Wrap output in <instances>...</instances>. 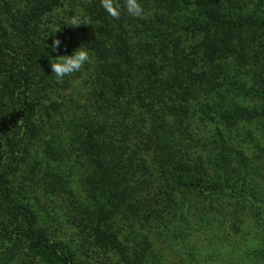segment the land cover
<instances>
[{
  "label": "trees",
  "instance_id": "16d2710c",
  "mask_svg": "<svg viewBox=\"0 0 264 264\" xmlns=\"http://www.w3.org/2000/svg\"><path fill=\"white\" fill-rule=\"evenodd\" d=\"M239 1L139 0L145 9L144 18H134L122 11L119 19H113L101 7V0H0V150L7 149L6 155L1 157L0 153V239L22 251L19 245L24 246L34 264H93L88 246L83 261L77 263L55 239L49 205H39L40 199L49 200L48 188L39 182L26 185L18 182L19 161L28 145L35 142L31 137L57 124L62 112L64 117L79 118L81 125L78 135L71 133L74 138L71 144H77L84 155L94 158L85 172L86 185L104 190L105 196L97 199L93 242L106 261L112 257L113 264H139L138 256L145 253L137 252L140 236L148 241L145 250L151 244L167 249L163 232L157 227L141 231L139 224L131 221L130 232L126 230V237L122 236L123 244L101 228L100 223H112L120 211L130 206L129 197L120 188L124 183L113 177L110 168L112 159L121 161L127 151L116 140H105L106 135L119 134L121 138L128 131L134 134L133 139H141V135L152 134L144 149L149 148L155 157L163 158L169 167L170 180L177 188L194 186L193 191L215 196L237 209L248 203L253 209L260 198L251 190L262 179L260 174H255H264V106L261 104L264 75L257 73L264 66V0H241L242 4L238 5ZM117 3L123 7L124 0ZM168 13L177 15L171 23L163 19ZM71 17L87 20L88 25L93 24L101 33L89 52L91 62L101 71L108 64L113 77L127 78L131 83L128 87L119 85L109 93L118 102L117 109L111 108L112 113L108 112L112 97L107 94L108 84L105 86L104 79L103 82L95 79L91 86L79 73L58 80L51 70L50 61L67 53L76 38L73 35L78 33L69 26L71 22L67 20ZM88 38L89 35L85 40ZM53 39L60 40L55 52L51 48ZM82 45L87 49L84 42ZM137 56L147 61L130 71L131 80L125 72ZM167 64H173L175 71L187 76L189 81L183 83L180 77L173 81L177 73L168 76ZM253 75L255 78L247 80L250 87L245 86L242 81ZM73 81L79 83L75 99L71 94L60 101L52 97L60 89L72 92ZM81 89L90 92H79ZM39 94L43 99H37ZM158 94L180 99L169 111L167 105L161 107L162 115L164 111L171 114L165 115L164 124L147 126L132 118L130 111L136 109L137 102V108H143ZM61 135L67 138L65 131ZM188 139L200 149L217 142L216 151L229 154L232 166L223 161H210L205 168L203 162L192 165L193 160L189 161L185 150ZM240 141L244 146L239 149L233 142ZM181 144L185 160L172 159L176 150L171 151L170 147ZM54 154L62 172V156L60 159ZM51 166L50 177L59 176L53 174L55 166ZM82 166L87 165L83 162ZM96 170L100 178L93 177L91 172ZM193 172L198 173L194 184L187 180ZM49 182L50 178L46 181L50 186ZM50 212L56 215L54 209ZM259 213L252 215L258 223L254 235L260 226ZM231 216L234 219L236 214ZM119 218L122 221L117 223L125 224L126 219ZM258 233L264 239V231ZM149 237L154 241L150 242ZM257 256L258 260H264V251H258Z\"/></svg>",
  "mask_w": 264,
  "mask_h": 264
},
{
  "label": "rangeland",
  "instance_id": "374dc122",
  "mask_svg": "<svg viewBox=\"0 0 264 264\" xmlns=\"http://www.w3.org/2000/svg\"><path fill=\"white\" fill-rule=\"evenodd\" d=\"M237 3L241 5L242 1L240 0ZM173 13L164 15L163 19H166L168 23L173 22L177 16ZM67 21L71 22L69 19ZM70 27L77 30L78 33L73 35L76 38L73 40L72 48L61 56L72 55L76 49L82 46V42L86 44L88 51L92 50L95 39L101 34L97 28L93 24ZM88 35L89 38L85 40ZM146 61L147 58L144 59L141 56L132 58L133 65L125 72L129 73L131 80L133 77L130 71L134 70L135 66L145 64ZM104 65V70L101 71L100 68L90 62L87 64L88 69H85L84 66L78 73L81 79H86V82L91 86L94 85L95 79L100 78L102 82L104 79L105 86L108 84V87H106L107 94L111 97L112 95L109 93L117 86H131L129 79L121 80L113 77L107 69L108 64ZM166 69L168 76H174L177 73L173 64H167ZM259 72L264 75V66L257 70V73ZM179 77L183 83L189 81L188 77L180 72L173 77V81H176ZM252 78H255L254 75L242 82H245V86L250 87V81L247 80H252ZM102 82L98 86L99 88L102 86ZM70 87L73 90L72 92L60 89L52 97L60 101L68 99L71 94L72 98L75 99L78 95V81H73ZM79 92L89 94L90 90L81 89ZM37 99H43V96L39 94ZM110 100L111 104L108 106V112L112 113L111 108L117 109L118 102L113 97ZM189 101L191 102V100ZM173 103L177 106L180 99L169 94H158L149 103L152 108L149 105L137 108V102L136 109H132L130 112L133 119H139L147 126H160L162 122L164 124L166 121V118L164 119L165 115H171L165 113L173 109ZM63 104L65 105L66 102H63ZM261 104L263 107L264 101ZM164 105H167V111H164V115H162L161 107ZM78 121L79 118L75 116L74 118L64 117L62 112L56 121L57 124L47 131L41 132V135L31 137L35 142L28 145L29 149H26L19 161L17 168L18 182L25 185L39 182L43 184V188H48L50 195H53H49V200L40 199L39 205L44 207L48 204L50 210L54 209L56 211V215L50 210L48 214L50 216L49 221L52 220L53 229L56 232L54 237L68 249L75 262L78 263L85 257V248L88 246L93 264H113V258L109 257V260L106 261L102 251L96 249L93 242V232L97 227V199L99 200L105 195H103L104 190L102 188L95 185H93L94 187L86 185L88 175L85 172L89 171L88 165L94 158L84 155V151L77 144H71L74 141L72 134L78 135L81 132V125ZM192 121L197 123L195 118ZM61 131L67 133V138L61 135ZM125 133L121 138L119 134L113 137L110 134L106 135L105 140H116L115 143L127 151V155L121 161L117 162V160L112 159L110 168L113 177L118 179V182L124 183L121 184L120 188L129 197L130 206L120 211L112 223L111 221L103 225L100 223V226L104 231L108 230V234L115 235L121 244H123L122 236L126 237L125 231L130 232L128 223H131V221L133 223L137 222L141 231H147L152 227L161 230L166 239L167 251L157 244H151L145 250L148 241L140 236L137 239V246H140V248L137 247V252L140 254L145 251V253L138 256L139 264H264V260H258L257 258L258 251H264V239L258 233V230L260 233L264 231V174L255 171V173H258L255 175L260 174L259 176L262 179L260 184L251 190L258 195L259 202L253 204V209L249 203L248 206H240L237 209L232 205H227L226 202L215 196L193 191L194 186L189 187V190L182 188L181 185L177 188L170 180L169 167L165 166L163 158L155 157L149 148L144 149V145H147L145 143L147 138H151L152 134L141 135V139L138 137L133 139L134 134L128 131H125ZM46 141L48 145H46ZM187 141L189 144L185 150L188 152L189 161L193 160L192 165L203 162L202 168H205L210 161L214 163L223 161L232 166L233 160L229 157V154L216 151L217 142L205 144L200 149L197 148L194 141L190 142L189 139ZM245 141L247 144L248 140ZM177 145L170 147L171 151L176 150L172 159L179 161L182 158L185 160L184 151L182 150L183 145ZM233 145L239 149L244 146L241 141L233 142ZM50 146L54 150L50 151ZM178 149L182 151L179 155H177ZM249 150L252 151L251 146H249ZM6 152L7 149L0 150L1 157L6 155ZM55 152L60 159L62 156L63 165H60L62 172L57 167V161L54 158ZM83 162L87 165L86 167L82 166ZM94 163L90 165L94 166ZM182 163L186 162L183 161ZM51 164L55 166L53 174H59L55 178L50 177ZM91 173H93V177H101L99 170ZM209 175L208 172V178H210ZM197 176L198 173L193 172L188 176V182L194 184ZM49 178L50 186L46 184ZM112 201L115 202V200ZM106 205L108 209H111V205ZM257 212H260V226L257 229V234L254 235L253 231L258 223L255 221L256 218L253 219V216H256ZM231 214H236V217L233 219ZM119 217L126 219L125 224L117 223L120 220ZM148 240L150 242L154 241L151 237ZM15 246L17 245L11 246L8 242H4L3 238L0 239V264H34L30 262V253H26L27 249L24 246L19 245L23 247V251Z\"/></svg>",
  "mask_w": 264,
  "mask_h": 264
},
{
  "label": "clouds",
  "instance_id": "9594fccd",
  "mask_svg": "<svg viewBox=\"0 0 264 264\" xmlns=\"http://www.w3.org/2000/svg\"><path fill=\"white\" fill-rule=\"evenodd\" d=\"M101 7L113 19H119L122 11H126L129 16L134 18L142 19L145 16V9L139 0H124L123 7L117 3V0H101ZM70 19L71 23L69 26L78 27L81 24H89L87 20L79 17H71ZM59 44L60 40L53 39L51 46L53 52L56 51ZM89 52L82 45L72 55H63L52 59L50 67L54 77L58 80H63L64 77L80 72L86 64L91 62Z\"/></svg>",
  "mask_w": 264,
  "mask_h": 264
}]
</instances>
